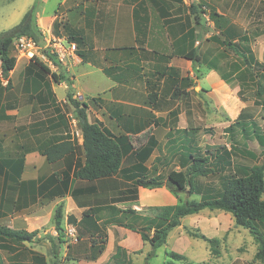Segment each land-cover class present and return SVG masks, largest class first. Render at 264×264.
<instances>
[{"label": "crops", "instance_id": "1", "mask_svg": "<svg viewBox=\"0 0 264 264\" xmlns=\"http://www.w3.org/2000/svg\"><path fill=\"white\" fill-rule=\"evenodd\" d=\"M34 1L23 0L5 14L0 13V19L5 16L18 23ZM254 4L255 0H215L217 11L232 18L217 33L230 38L238 47H249L251 54L250 37L244 26L236 24L235 17L249 14ZM199 5L201 0H36L35 21L39 30L50 31L53 21L61 17L64 26L83 37L80 50L84 59L74 53L59 69V64L56 66L47 58V67L51 72L59 69L69 75L73 96L81 94L87 101L88 118L92 109V121L115 135H123L131 148L110 176L93 181L76 179L72 175L77 162L75 152L50 163L41 153L52 143L72 142V130H66L63 119L47 123L62 112L58 102L65 100V80L55 82L50 74L32 73L26 69V63L20 89L14 84L11 88L0 87V226L28 232L41 229L33 247L34 239L22 243L29 248V264L35 263L32 256L39 254L45 260L51 256L46 235H55L42 227L63 200V216L72 213L76 217L65 227H74L77 239L69 247L64 245L62 253L72 255L74 264H111V256L116 252L121 259L114 258L113 264H148L144 263L145 254L150 251L145 250L148 243L141 239L137 229L129 227L135 224H115L104 209L121 207L125 202H131L135 211L148 202L156 204L153 206L175 204L171 201L158 205L163 198H175L165 186H137L138 198L133 200L113 198L132 184L133 173L165 177L171 170L183 169L191 154H205L206 148L199 147L204 129L192 127L191 123H202L207 117L209 98L221 106L229 103L226 95L236 97L239 93L238 87L228 82L229 77L225 78L227 73L231 79L236 77L237 71L228 65L222 48L205 40L208 35L204 33ZM186 53L196 60L185 57ZM16 66L17 62L6 80L13 82ZM23 86L25 89H21ZM52 99H56L54 104ZM88 99L97 103V110ZM231 102L234 105L235 100ZM81 142L82 137L80 145ZM147 148L148 155L141 158ZM65 175L69 177L68 188L60 194ZM148 191L157 194L150 201L143 196ZM89 208L95 213L82 219L83 210ZM102 238L103 250L90 258L91 241ZM4 244L9 243L0 239L2 264H12L9 257L14 258L15 244L12 243L13 249Z\"/></svg>", "mask_w": 264, "mask_h": 264}, {"label": "rangeland", "instance_id": "2", "mask_svg": "<svg viewBox=\"0 0 264 264\" xmlns=\"http://www.w3.org/2000/svg\"><path fill=\"white\" fill-rule=\"evenodd\" d=\"M201 1L202 5H205L208 9L210 20L209 22L205 21V19L202 17L204 21V33L206 32L208 35L205 37V40H211L214 42L213 45H217L222 48L221 53L224 51L223 54L225 59H227L228 65L232 66L234 71H237L238 74L236 77L231 79L230 74L227 73L225 74V78L228 76V82L231 85L233 84L234 86L238 87L239 96L238 94L236 97H231L230 94L226 95L225 98L229 103H227V105L222 104L221 106H217V104H214L213 101H211L212 99L209 98L207 117H205L202 123H191V126L197 127V129H204V131L200 134L202 138L199 141V147L200 149L206 148V153L212 152L220 145H235L236 147L240 148V151H238V156L234 158L233 162L236 172L232 171V173H226L227 176L231 177L233 174L239 175L237 173V167L240 164L250 167L258 163L263 156L259 141L260 139H264V107L262 106L264 105V0H255L256 5H254L257 6L256 10L254 9L255 6H253V9H251L249 14L245 13L239 18L235 17L237 20L236 24H238L241 28L244 26L245 32H247V35L250 37L253 57L256 60L258 59L259 61H262L261 63H263L261 67L255 66L254 68L250 67L242 56L233 54L231 48L228 47L224 42V40L226 41L227 38H223L219 33H217L218 29L226 26L228 22H232L231 16L221 15L217 11L215 0ZM21 2H23V0H18L15 3H12L10 0H0V13L5 14L6 12L15 8ZM260 6L261 8H259ZM220 10L224 11V7H220ZM64 23L65 21L61 17H57V19H55L52 23L50 32L56 37L75 44V42H73L71 39L73 36L78 37L79 33L73 31L70 26H64ZM14 25L15 23L9 20V17L6 18L4 16V19H0V33L8 30ZM40 32L47 34L48 31L40 30ZM80 37L82 38L83 42L82 35H80ZM81 45L82 43L79 44V47L76 49L75 53H78V51L81 52ZM51 49V47H47L41 40L33 57H27L26 55L20 56L12 46L10 49V54L15 57L17 62V66L13 72V82L6 80V78L3 79L0 77V87L11 88L14 84L16 89H20L22 86L20 80L23 78L22 72L26 63H28L26 65V69L30 70V72H43L35 63L33 58L46 65L48 61L46 60L47 57L44 54V51L54 55V57L57 59L56 54L50 52ZM227 52L231 54L233 58L237 59V62L234 60L232 61ZM63 64V62L59 61L58 68L61 69ZM59 69L56 73L60 77H63L59 82L65 80V82L68 84L67 93H70L73 98L79 101H84L85 98L81 94H75L76 96H73V92H71L70 89L69 75L65 76V73L60 72ZM257 81L261 83V96L256 95ZM21 89H25V87L23 86ZM67 93L64 96L65 100L58 102L61 105V114L58 116H52L51 119H48L47 123H54L56 119H63L64 121H62V123H66V130H68V132L71 130L73 131L70 136H72V143L75 148V154L77 155L76 163H79L82 159L83 153L82 149L80 148L79 138L74 134V131L75 129H80V124L72 105L67 99ZM231 100H235L236 103L234 102L233 105ZM54 101H56V99H52L51 104H54ZM88 102L92 108L94 107L96 110L98 109L97 103L95 104L93 100L88 99ZM240 110V113L246 115L244 119L249 118L250 121H253V123H249L247 125L245 132H241L235 126L229 128V125L233 120L232 117H235V115ZM94 116L95 114L93 110L90 109V121L94 120ZM201 181L203 188L202 195L205 197L217 196L223 190V184L221 183L219 175L217 174H211L207 177H203ZM156 195L157 194L153 191H148L143 194L146 200H149V198L155 197ZM262 197L264 198V193L262 194ZM191 198L199 200L201 195L193 194L186 196L184 193H179L178 196H175L173 200L168 201L163 198V200L160 201L158 205L171 201H175L176 203L178 200L184 201ZM60 204L62 205L61 226L63 230L61 235L64 242L57 241L58 253L56 257H53L51 254V256L45 260V258L39 254L37 256H32L35 262L34 264H74L72 260L68 259L69 257L71 258L72 255H64L62 250L64 245L70 244L71 241H74L70 237L66 236L64 227L67 223L69 224L72 222L70 217H73L74 219H76V217L72 213L67 214L66 217H64L63 209L64 205L66 204L65 200H63ZM144 205L145 206H143L139 211L134 212H137L135 214L136 216H134L135 218L132 216L133 213L131 212V202L121 203V207H111L110 209H104L103 212L107 216H111V219L113 223L115 222V224L123 226L125 223L127 224L128 222H132L135 224L133 228L139 229L147 224L154 225L156 222L154 220V222L152 221L153 215H155V210L152 207L156 204H150V202H148ZM83 211L87 212L85 210ZM93 212L95 213V211ZM48 216V221L42 228L43 230L46 229L48 233L52 232L56 236L57 232L54 229L53 218L54 211ZM180 224V227H175L168 233V239H166L167 242L157 247L155 254L148 259H145L144 263L164 264L166 261L171 260L167 253H169L168 251L173 250L175 252L184 254V256L186 255L185 259L183 260H174L176 264H197L199 262H203L205 264H264V255L260 258L255 255L258 249V244L254 241L247 229L235 224L234 219L229 212L219 209H203L198 213L182 217ZM40 230L41 229H37L35 231L38 232ZM195 235H202L204 237L200 238L196 237ZM206 239H214V241L209 242ZM1 240L10 244H4L8 246L9 249H13L12 243L15 244L14 258L12 256L9 257L11 261H13L12 264H29V255L27 254L29 248L25 244H22L27 241L19 242L13 239ZM38 240L39 238L35 236L34 240H32L31 246L33 247L35 245L33 242L36 243ZM91 242H94L97 246L98 244L96 243H99V240H92ZM150 249L149 243L146 244L145 250ZM145 250L143 251V254H145ZM94 252H96V249L91 250V253ZM116 258L121 259V255H117ZM113 259V256H111V264H113ZM3 260L4 258L0 257V264H2Z\"/></svg>", "mask_w": 264, "mask_h": 264}, {"label": "trees", "instance_id": "3", "mask_svg": "<svg viewBox=\"0 0 264 264\" xmlns=\"http://www.w3.org/2000/svg\"><path fill=\"white\" fill-rule=\"evenodd\" d=\"M201 8V5H199ZM36 0L34 3L24 12L23 16L17 24L12 26L6 31L0 33V61L2 77L6 78L11 70L15 67L16 59L10 54L12 47V41L19 35H26L36 41L37 44L41 41V32L37 27L35 21ZM201 15V9L199 11ZM230 36V35H229ZM75 42L76 49L82 42L80 35L73 36L71 39ZM225 44L231 48V50L242 56L245 62L252 68L255 66H262L263 63L257 61L251 54L249 47H238L235 42H232L227 37ZM46 57L54 65H58L59 61L47 51H44ZM84 59V55L78 51L77 53ZM187 58L195 59L190 54L184 55ZM35 60V63L39 68L47 74L51 75V79L55 82H59L63 77L58 76L55 72H51L50 69L44 65L41 61ZM196 60V59H195ZM261 69V68H260ZM39 76V74H36ZM260 82L257 81L256 95L261 96L262 91L260 89ZM67 99L72 105L75 114L78 118L82 142L80 148L83 153L82 162L76 163L75 169L72 173L73 177L80 180L93 181L100 178H105L115 173L121 164V160L126 152L131 148V145L123 135H115L111 133L107 128L103 127L101 123L90 121L88 118V106L86 101H79L72 97L70 93H67ZM255 102V101H254ZM264 107V105H262ZM246 115L240 113L234 122L230 123L229 128L232 126L237 127L241 132H245L247 125L253 123ZM262 149L261 160L247 167L240 164L237 167V173L229 177L227 172H236L234 169V158L238 156L240 148L235 145H220L212 152L201 154H191L190 161L186 162V166L181 170H171L168 174L163 176H147L141 173H133L130 177L133 181L132 184L120 192L118 196L113 198V201H127L137 199V186L144 188H157L165 186L176 197L179 193H184L186 196L193 194L201 195L199 200L191 198L184 201L178 200L175 204L153 206L155 215H153L152 221H156L154 225L147 224L137 229L140 237L143 241L148 242L150 245V251L146 254L145 259L154 255V251L157 247L163 245L166 242L168 233L171 229L180 224V219L184 216L198 213L203 209H219L229 212L236 225L248 230L254 241L258 244V249L255 253L257 257L264 255V139L259 141ZM150 148L143 150L140 157L144 158L148 155ZM75 148L71 141L62 140L56 143H52L41 150L42 155L45 156L47 162H55L61 158L66 157L69 154H74ZM211 174L219 175L220 181L223 184L222 192L217 196H203L202 181L203 177H207ZM62 184V191L60 194H65L69 184V177L65 175ZM61 189V188H60ZM74 195L73 192H71ZM132 213L135 212L131 209ZM94 209L89 208L87 212L83 213L82 219L91 218L89 213H93ZM54 229L57 232L56 236L47 234L53 257L57 256L58 248L57 241L64 242L62 239V205L58 204L54 209ZM72 222L73 217H70ZM153 221V222H154ZM124 226H128L126 223ZM130 228L133 226L129 225ZM37 232L14 230L4 226H0V239H13L19 242L31 241L36 236ZM196 237L203 238L202 235H195ZM207 241H214V239H206ZM105 239H99V243L96 246L92 242V249H96V252L91 253L93 258L95 254H99L104 248ZM69 247V244H68ZM117 251L118 247H117ZM118 252L113 255L116 258ZM168 256L170 261L165 264H174V260H183L185 256L174 251H170ZM75 260L73 258H68ZM197 264H205L199 262Z\"/></svg>", "mask_w": 264, "mask_h": 264}, {"label": "built area", "instance_id": "4", "mask_svg": "<svg viewBox=\"0 0 264 264\" xmlns=\"http://www.w3.org/2000/svg\"><path fill=\"white\" fill-rule=\"evenodd\" d=\"M200 9L202 17L205 19V21L209 22V12L207 7L205 5H201ZM41 40L45 43L47 47L52 48L50 52L55 53L57 59L61 62H65L67 58L69 56H72L76 51V45L74 43L56 37L50 31H48L47 34H44L42 32ZM12 46L20 56L26 55L27 57H33L38 48V44L36 43V41L26 35H19L15 37L12 41ZM0 77L3 78L1 67ZM74 134L80 139L82 137L81 129H75ZM65 234L74 241L77 239L75 228L72 226L65 227Z\"/></svg>", "mask_w": 264, "mask_h": 264}]
</instances>
